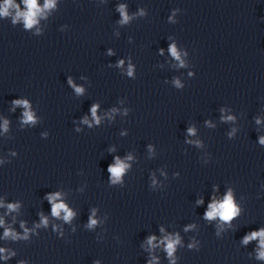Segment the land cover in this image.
I'll use <instances>...</instances> for the list:
<instances>
[{"label": "clouds", "instance_id": "clouds-1", "mask_svg": "<svg viewBox=\"0 0 264 264\" xmlns=\"http://www.w3.org/2000/svg\"><path fill=\"white\" fill-rule=\"evenodd\" d=\"M10 3H11V0H7V4H10ZM25 3L27 4L28 11L26 13H22L20 15L24 16L25 21H26V26L31 27L35 23V20L33 17L35 16L36 11H38L36 0H25ZM7 4L5 5V9H4L3 14L7 13ZM50 6H51V2H49L46 5V7H50ZM124 9H125L124 5H120L119 9H118L121 13V16L123 17L122 22H126L128 20V16H127ZM170 51L172 52L173 56H176L177 59L179 58L178 54L176 53L174 46L170 48ZM129 74L131 75V68L129 69ZM69 82L71 83V81H69ZM76 91L78 93H80L83 90L80 88H77ZM14 103H17V104L23 103L25 108H27V102L26 101H15ZM92 114L95 117L96 106H93ZM33 119L34 118H33V115L31 112L26 111L24 113L25 122L33 121ZM97 122H99V121L97 120ZM6 127H7V121L5 122V128ZM191 131H192V129H189V132H191ZM261 142L264 143V140H262ZM124 168H125V165L122 163H119V161H118L117 166H109L108 170L112 173L113 177L118 179L120 177L121 173L123 172ZM58 197H59V193H56L54 195L49 194L47 198H48L49 202L52 203ZM16 207H17V205H15V204H9L8 205L9 210H15ZM209 209L210 210L205 213L207 219H213V218L219 216L220 219H222L223 221H230L236 215V209H235L234 204H233L231 193H229L227 195V197L224 199L223 202H221L219 204H216V203L210 204ZM61 211H63L65 213V215H64L65 220H69L73 215V213L70 210H68L67 207L63 203H53V207H52L53 216H59ZM42 222L46 224L47 220L42 217ZM95 223H96L95 220L90 219L89 226L94 225ZM2 224H3V221L0 220V225H2ZM27 231L28 230L25 229V233H27ZM4 235H5V237L11 236L13 239L17 238L16 233L12 232L11 230H7V229H6ZM257 236H259L261 238V240H260L261 248L264 249V230H261L259 232H253L250 236H246L244 238V243H247L251 239H255ZM25 238H26V236H25ZM165 239L168 241L167 245H166L167 252H168L169 256H171L173 251H174L175 244L178 243L179 240H178V238L176 240H172V239H169L167 237ZM153 240H155L154 236L149 237L148 243L151 244ZM4 251H5L4 249H0V253H2ZM4 258L7 259V257H4ZM259 258L264 259V251H261L259 253Z\"/></svg>", "mask_w": 264, "mask_h": 264}]
</instances>
